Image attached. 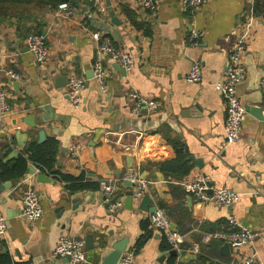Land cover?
<instances>
[{
    "label": "crops",
    "instance_id": "crops-1",
    "mask_svg": "<svg viewBox=\"0 0 264 264\" xmlns=\"http://www.w3.org/2000/svg\"><path fill=\"white\" fill-rule=\"evenodd\" d=\"M102 1L103 12L90 10L81 0L72 4L77 11L71 15L56 9L42 20L0 19V88L6 90L10 107L0 115V165L14 164L30 141L57 139L54 169L65 177L121 179L133 168L149 181L145 196L150 201L143 208V197L133 200L132 208L124 205L112 212L100 188L71 190V183L28 161L22 179L37 171L32 184L44 215L35 222L25 219V183L5 180L0 173V203L8 219L0 257L8 254L11 264H68L54 255L66 234L84 241L83 264H111L107 257L113 244L125 237L126 251L134 250L137 264H234V250L224 254L223 242L206 243L204 236L235 216L262 231L242 252L264 264V0H210L199 7L184 0H155L156 11L136 0H110L121 25L113 23L108 0ZM39 28L49 33L45 62L36 61L26 45L28 30ZM194 32L196 44L191 41ZM103 38L135 62L124 73L106 56L105 92L93 71ZM241 42L246 77L238 87L240 101L245 107L262 108L263 114L248 112L240 141L229 144L227 109L214 84L225 79L229 55ZM194 62L201 63L203 78L193 83L186 76ZM12 71L19 77L9 74ZM77 74L89 79L80 107L68 98L70 77ZM132 91L160 106L136 111ZM7 143L13 148L9 154L4 151ZM40 173L50 180L38 181ZM197 175L237 192L238 200L219 206L186 193L181 181ZM131 189L126 181L120 184L124 202ZM156 207L165 209L173 228L184 233L180 251L152 226L150 213ZM196 244L198 252L192 250Z\"/></svg>",
    "mask_w": 264,
    "mask_h": 264
},
{
    "label": "built area",
    "instance_id": "built-area-1",
    "mask_svg": "<svg viewBox=\"0 0 264 264\" xmlns=\"http://www.w3.org/2000/svg\"><path fill=\"white\" fill-rule=\"evenodd\" d=\"M95 8L99 12L105 11L102 0H92ZM143 8L156 11L157 3L155 0H136ZM210 0H184L191 7H199ZM58 11L71 15L77 11V8L68 1L62 2L57 8ZM198 33L194 32L191 38L192 43L196 44ZM48 31L40 33L31 32L26 37V45L29 52L38 62H45L48 58ZM245 45L243 42L237 44L231 51L227 63L226 77L223 81L214 84V87L222 94L226 105L225 138L227 143H237L241 139V130L247 116V109L241 103L238 94V87L246 77V66L243 63ZM106 56L111 57L114 62L119 63L126 70L134 67V59L126 51L116 47L109 38H103L96 50L95 61L93 65L94 78L100 83L101 89L107 91V68L104 62ZM13 77H19L18 73L9 72ZM203 78L202 66L199 62H194L186 79L189 82H200ZM89 79L79 74L72 75L69 80L70 91L68 98L75 107H80L83 101V91L87 87ZM260 86L264 91V77L261 79ZM130 98L136 103L135 110L142 106L150 109H156L160 103L139 92H130ZM10 111L7 102V92L0 88V115L3 117ZM37 171L25 176L21 180L26 188L21 198V215L30 222L39 220L44 215V208L40 202V197L32 184ZM123 181H130L132 186L133 200L142 199L149 191L150 184L147 179L140 177L133 168H129L125 176L121 179L102 178L99 186L104 192L108 208L112 212L121 210L124 205V197L119 195V186ZM179 183V182H178ZM186 193L195 196L198 200L208 203H215L219 206H232L239 198L237 192L226 187H216L212 184L207 175L188 176L181 181ZM150 222L154 228L163 233L171 247L180 251L183 248L185 236L173 228L171 219L165 209L156 207L150 213ZM8 230V219L4 214L0 203V238L6 237ZM262 236V231L245 226L237 217H230L227 223L204 236L206 243L220 241L228 243L234 250V264H261L255 256L247 255L242 252V248L248 245H254ZM199 245L192 248L198 252ZM54 255L56 257L67 259L68 264H83L86 262L85 244L82 239L62 234L58 244L55 247ZM118 264H137L135 261L134 250L124 252Z\"/></svg>",
    "mask_w": 264,
    "mask_h": 264
},
{
    "label": "trees",
    "instance_id": "trees-1",
    "mask_svg": "<svg viewBox=\"0 0 264 264\" xmlns=\"http://www.w3.org/2000/svg\"><path fill=\"white\" fill-rule=\"evenodd\" d=\"M64 1L66 0H0V19L4 20L8 18H15L19 23L28 22L34 19L42 20L43 13L56 10ZM85 1L90 10H95L93 1ZM68 2L70 4H74L72 1ZM31 32L40 33L43 31L40 28L37 30L29 29L27 36ZM12 149L13 148L9 143H7L4 147L6 154H9ZM57 154V139H50L41 144L37 143L36 141H30L25 147L22 148L19 157L14 160V164H12V161L1 163L0 173L3 179L18 182L28 170V161H32L40 166V169L43 170L44 173L53 175L58 179H63L71 183L68 185L71 190L75 191L100 188L98 181L92 182L86 178L70 179L65 177L63 173L60 172V170L54 169L57 163ZM187 172L188 171L185 173ZM226 223L227 222L222 223L221 226ZM217 242L220 243V241ZM10 258L11 257L8 256V254H4V256L0 257V264H11ZM17 264H22V262Z\"/></svg>",
    "mask_w": 264,
    "mask_h": 264
},
{
    "label": "water",
    "instance_id": "water-1",
    "mask_svg": "<svg viewBox=\"0 0 264 264\" xmlns=\"http://www.w3.org/2000/svg\"><path fill=\"white\" fill-rule=\"evenodd\" d=\"M66 1H68V0H66ZM74 2L77 3V5H80L81 0H74ZM107 4H108L109 9H110V15H111V17H112V21H113V23L116 24V25H121V24H122V21H120V20L118 19L117 15H116V13H115L113 7H112V3H111V1L108 0ZM114 65H115V68H116V69H120V70L123 71L124 73L126 72V69H125L123 66H121L119 63L115 62ZM92 74H93V71H92L91 75H92ZM246 109H247V111H248L249 113H255V114L259 115V116H262V114H263V110H262V108H260V107H254V106L248 107V106H247ZM32 120H33V117H29V120H28V121H32ZM49 180H50V179H49V178L47 177V175L44 174V173H40V174L38 175V181H49ZM0 184H1V179H0ZM126 184H127L128 186H130V187L133 186V184H132L130 181H126ZM10 185H11L10 183H7V188H9ZM1 189H2V187H1V185H0V190H1ZM132 193H133L132 189H131L130 191L127 192V197H126V200H125V205H126V207H128V208H132V203H133ZM149 201H150V197H149V195L144 196L143 201H142V203H141V205L143 206V208L149 203ZM154 210H155V208L151 209L152 212H153ZM128 242H129V240H128V238H126V237L123 238V239H120L119 241H116V242L113 244V246H112V251H111V253H110V254L108 255V257H107V262H108V263H111V264H118V262H119V260H120V258H121V256H122V254H123V253L126 251V249H127ZM230 250H231L230 245H229L228 243H224V245H223V247H222V252H223L224 254H228V253H230ZM172 253H173V254H176V251L173 250ZM66 260H67V259H66Z\"/></svg>",
    "mask_w": 264,
    "mask_h": 264
},
{
    "label": "rangeland",
    "instance_id": "rangeland-1",
    "mask_svg": "<svg viewBox=\"0 0 264 264\" xmlns=\"http://www.w3.org/2000/svg\"><path fill=\"white\" fill-rule=\"evenodd\" d=\"M45 13H43V15H44Z\"/></svg>",
    "mask_w": 264,
    "mask_h": 264
}]
</instances>
